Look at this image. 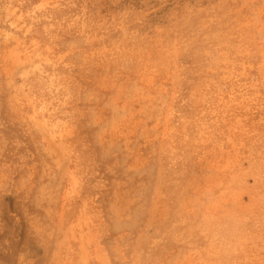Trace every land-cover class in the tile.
Returning a JSON list of instances; mask_svg holds the SVG:
<instances>
[{
  "label": "rangeland",
  "instance_id": "obj_1",
  "mask_svg": "<svg viewBox=\"0 0 264 264\" xmlns=\"http://www.w3.org/2000/svg\"><path fill=\"white\" fill-rule=\"evenodd\" d=\"M0 264H264V0H0Z\"/></svg>",
  "mask_w": 264,
  "mask_h": 264
}]
</instances>
